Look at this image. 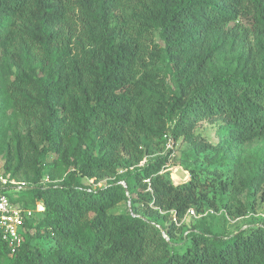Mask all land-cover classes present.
Returning <instances> with one entry per match:
<instances>
[{
  "label": "trees",
  "instance_id": "trees-1",
  "mask_svg": "<svg viewBox=\"0 0 264 264\" xmlns=\"http://www.w3.org/2000/svg\"><path fill=\"white\" fill-rule=\"evenodd\" d=\"M240 21L253 42L214 66L213 48L197 41ZM0 53L8 101L25 127L11 136L5 173L28 168L35 184L64 175L12 198L43 209L24 222L18 247L0 240L1 262L264 264V225L221 236L200 219L179 249L173 219L201 214L214 179L189 168L190 179L175 185L164 172L177 140L207 151L264 139V0H0ZM163 63L173 89L156 69ZM213 119L222 123L219 146L192 133ZM165 135L171 149L148 158L150 142ZM122 151L133 168L118 173ZM105 178L116 182L94 188ZM122 203L132 213L118 212Z\"/></svg>",
  "mask_w": 264,
  "mask_h": 264
},
{
  "label": "rangeland",
  "instance_id": "rangeland-1",
  "mask_svg": "<svg viewBox=\"0 0 264 264\" xmlns=\"http://www.w3.org/2000/svg\"><path fill=\"white\" fill-rule=\"evenodd\" d=\"M250 25L248 22L240 21L226 25L224 32H212L203 36L197 41V49L202 50L213 48L212 62L214 66H222L229 62L231 58L243 53L248 45L253 42V36L245 35ZM155 41L158 39L155 36ZM7 61L0 53V175L13 179L16 182H24L28 187L32 185L46 186L50 183L62 181L64 175L61 172L56 173L54 181H50L47 175L43 174L39 183L33 181L34 176L31 170L23 168L16 172L11 178V173H5L4 165L7 159L8 151L11 150V136L14 130L25 128L19 119H16L13 109L8 101L5 90V71ZM161 77L166 79L170 88H175V78L171 72V67L167 63L156 65ZM222 123L219 120H203L195 124L192 133L197 136L198 140L219 146V139L215 136V131L221 128ZM24 131V130H23ZM151 153L148 158L155 159L164 155L168 148L166 141L153 140L150 142ZM95 154H98L99 147L92 145ZM191 145H187L177 140L171 156V163L164 171L175 185L182 184L190 179L189 168H193L199 177L203 179H214V187L210 189L208 200L204 202L203 212L196 214L195 211L189 210L181 219H173L177 230L174 232L172 242L183 249L188 245L187 239L190 229L199 228L200 219L204 225L213 233L226 236L237 230L246 231L253 225H264V172L260 178H256L252 184L248 181L255 174L256 170H264V139L259 138L250 142L236 143L225 142L221 148L207 151L194 150ZM224 159L221 165V159ZM52 157L47 160L51 161ZM132 159L126 152H120L118 162V173H124L127 169L131 170ZM114 178H105L94 188H102L115 183ZM245 185H250L247 189ZM24 192L13 193L12 198L17 199ZM26 195V193L24 194ZM23 207L22 202L17 203ZM41 205H37L30 214L25 218V222L37 220L40 215ZM26 209V208H24ZM31 210V209H27ZM242 211V213L238 212ZM117 211L124 214L132 213L128 203H122L117 207ZM191 211L193 213H191ZM143 215L141 211L136 212ZM159 215H165L159 212ZM151 222L159 225L161 221L150 218ZM26 231H28L26 229ZM25 231V233H26ZM0 264H5L0 261Z\"/></svg>",
  "mask_w": 264,
  "mask_h": 264
},
{
  "label": "built area",
  "instance_id": "built-area-1",
  "mask_svg": "<svg viewBox=\"0 0 264 264\" xmlns=\"http://www.w3.org/2000/svg\"><path fill=\"white\" fill-rule=\"evenodd\" d=\"M166 147L171 149V138L165 135ZM24 182L0 175V240L6 242L11 248L18 247L22 241L25 218L32 210L24 209L12 201V194L19 193L28 188ZM42 211V206L39 207ZM191 213H193L191 211ZM163 237H166L163 234Z\"/></svg>",
  "mask_w": 264,
  "mask_h": 264
}]
</instances>
